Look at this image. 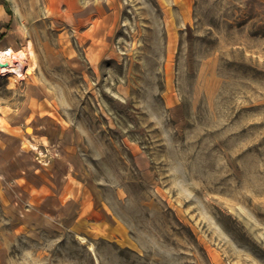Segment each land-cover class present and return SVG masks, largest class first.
Returning <instances> with one entry per match:
<instances>
[{
  "label": "rangeland",
  "instance_id": "374dc122",
  "mask_svg": "<svg viewBox=\"0 0 264 264\" xmlns=\"http://www.w3.org/2000/svg\"><path fill=\"white\" fill-rule=\"evenodd\" d=\"M60 2L0 0L35 63L0 77L17 262L264 264V0H116L100 46Z\"/></svg>",
  "mask_w": 264,
  "mask_h": 264
},
{
  "label": "crops",
  "instance_id": "0c3cea01",
  "mask_svg": "<svg viewBox=\"0 0 264 264\" xmlns=\"http://www.w3.org/2000/svg\"><path fill=\"white\" fill-rule=\"evenodd\" d=\"M89 2H91L90 5L84 8L79 6L70 7L69 3L61 0L57 5L59 10L56 11L55 16L58 17L62 26H73L72 29H77L76 34L80 40L84 38L85 41L100 46L107 41V35H110L115 28L116 20L113 19L117 13V3L116 0H89ZM46 11H48L47 8ZM2 133H6L5 130L1 129L0 134ZM19 151L21 152L20 149ZM0 153L2 154V150H0ZM21 170L17 167L10 169L7 167L6 161L0 160V191L3 192H0V217L7 219L10 216L7 211L11 210L18 222L15 226L9 227L5 224L1 225L0 222V264H20L10 253V248L16 234L25 233L30 229L22 218L23 212L14 207L15 201L5 195L2 188L4 182H8L9 179L20 185ZM7 207H10V210H6ZM26 212L25 214H27Z\"/></svg>",
  "mask_w": 264,
  "mask_h": 264
},
{
  "label": "bare ground",
  "instance_id": "6f19581e",
  "mask_svg": "<svg viewBox=\"0 0 264 264\" xmlns=\"http://www.w3.org/2000/svg\"><path fill=\"white\" fill-rule=\"evenodd\" d=\"M0 61L5 62V65L0 66V77L7 74L8 78L12 80L11 83L25 79L26 73L35 69L32 51L28 44L20 50H16L10 44L1 47ZM80 238L84 239L83 237Z\"/></svg>",
  "mask_w": 264,
  "mask_h": 264
},
{
  "label": "water",
  "instance_id": "95a60500",
  "mask_svg": "<svg viewBox=\"0 0 264 264\" xmlns=\"http://www.w3.org/2000/svg\"><path fill=\"white\" fill-rule=\"evenodd\" d=\"M5 65V62L0 61V66Z\"/></svg>",
  "mask_w": 264,
  "mask_h": 264
}]
</instances>
